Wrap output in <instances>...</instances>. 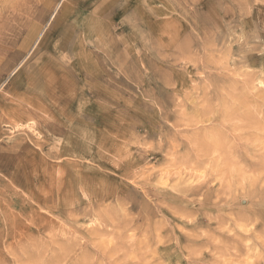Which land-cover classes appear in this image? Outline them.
<instances>
[{
	"label": "rangeland",
	"instance_id": "obj_1",
	"mask_svg": "<svg viewBox=\"0 0 264 264\" xmlns=\"http://www.w3.org/2000/svg\"><path fill=\"white\" fill-rule=\"evenodd\" d=\"M262 98L264 0H0V264L262 263Z\"/></svg>",
	"mask_w": 264,
	"mask_h": 264
},
{
	"label": "bare ground",
	"instance_id": "obj_2",
	"mask_svg": "<svg viewBox=\"0 0 264 264\" xmlns=\"http://www.w3.org/2000/svg\"><path fill=\"white\" fill-rule=\"evenodd\" d=\"M5 12H6V11H5ZM37 21H39V20H37ZM26 25H27V24H26ZM39 36H40V35H39ZM89 43H90V42H89ZM66 71H67V70H66ZM67 72H70V70H68ZM245 73H246V72H245ZM245 75H246V74H245ZM67 76H68V75H67ZM69 76H70V75H69ZM251 79H252V78H251ZM258 82H259V81H258ZM262 99H264V98H262ZM263 101H264V100H263ZM224 106H225V105H224ZM227 109H228V108H227ZM227 112H228V110H227ZM10 119H11V118H10ZM9 123H10V122H9ZM14 123H15V122H14ZM261 125H262V124H261ZM263 126H264V125H263ZM216 144H217V143H216ZM215 146H216V145H215ZM255 154H256V153H255ZM255 154H254V155H255ZM258 155H259V154H258ZM243 156H244V155H243ZM251 156H252V155H251ZM262 156H263V155H262ZM253 157H254V156H253ZM259 158H260V155H259ZM247 190H248V189H247ZM183 191H185V190H183ZM245 191H246V190H244V191H242V192H244V194H245ZM181 192H182V191H181ZM186 192H187V190L185 191V193H186ZM242 192H241V193H242ZM0 195H1V194H0ZM0 205H1V204H0ZM7 213H8V212H7ZM235 214H236V213H235ZM238 214H239V213H238ZM215 220H216V219H215ZM2 221H3V220H2ZM217 221H218V220H217ZM217 221H216V223H217ZM214 223H215V222H214ZM8 225H9V224H8ZM252 228H253V227H252ZM243 231H244V230H243ZM185 232H186V231H185ZM253 232H254V231H253ZM187 233H188V232H187ZM242 233H243V232H242ZM242 233H241V231H240V237L243 238V236H241ZM257 233H258V232H257ZM259 233H260V232H259ZM7 234H9V233H7ZM13 234H14V233H13ZM13 234H12V235H13ZM168 234H169V233H168ZM170 234H171V233H170ZM192 234H193V233H191V234L189 233V235H192ZM211 234H212V233H211ZM247 234H248V233H247ZM254 234H256V233H254ZM161 235H162V234H161ZM184 235H185V234H184ZM193 235L195 236V234H193ZM196 235H198V234H196ZM199 235L201 236V234H199ZM216 235H217V234H216ZM219 235H220V234H219ZM221 235H223V234H221ZM256 235H257V234H256ZM256 235H255V236H256ZM7 236H8V235H7ZM10 236H11V235H10ZM166 236H168V235H163V237H166ZM194 236H193V237H194ZM202 236H203V235H202ZM251 236H252V235H251ZM0 237H3V236H0ZM4 237H5V236H4ZM14 237H15V236H14ZM160 237H162V236H160ZM160 237H159V238H160ZM186 237H187V236H186ZM195 237H197V236H195ZM198 237H199V236H198ZM198 237H197V238H198ZM207 237L210 238V236H208V235H207ZM222 237H224V235H223ZM245 237H247V236H245ZM245 237H244V238H245ZM248 237H249V236H248ZM256 237H257V236H256ZM261 237H262V236H260V238H259L260 240L262 239ZM9 238H10V237H9ZM11 238H12V237H11ZM167 238H168V237H167ZM197 238H195V239H197ZM233 238H234V237H233ZM250 238H251V237H250ZM12 239H13V238H12ZM12 239H11V240H12ZM160 239H163V238H160ZM168 239H169V238H168ZM214 239H215V237L212 239V241H214ZM236 239H237V238H236ZM254 239H255V238H254ZM6 240H7V239H6ZM205 240H206V239H205ZM228 240H229V239H228ZM230 240H231V238H230ZM233 240H234V239H233ZM233 240H232V241H233ZM255 240L258 241V238H256ZM262 240L264 241V239H262ZM9 241H10V240H9ZM9 241H8V242H9ZM167 241H168V240H167ZM203 241H204V240H203ZM203 241H202V242H203ZM209 241H210V239L208 240V242L206 241L207 244L209 243ZM249 241H250V240H249ZM252 241H253V240H252ZM6 242H7V241H6ZM6 242H5V243H6ZM162 242H164V241H162ZM190 242H191V241H190ZM190 242H188V243H190ZM199 242H200V240H199ZM253 242H254V241H253ZM260 242H262V241H260ZM11 243H12V242H11ZM193 243H194V242H193ZM195 243H197V242H195ZM213 243H215V242H213ZM213 243H212V244H213ZM216 243H217V242H216ZM216 243H215V244H216ZM263 243H264V242H263ZM8 244H9V243H8ZM8 244H7V245H8ZM199 244H200V243H199ZM199 244H198V245H199ZM209 244H211V241H210ZM218 244H219V243H217V245H218ZM238 244H239V243H238ZM194 245H195V244H194ZM219 245H220V244H219ZM219 245H218V246H219ZM232 245H233V244H232ZM259 245L261 246V244H259ZM262 245H263V244H262ZM102 246H103V245H101V247H102ZM191 246H192V245H191ZM205 246H206V245H205ZM211 246H212V245H211ZM226 246H227V245H226ZM226 246H225V247H226ZM245 246H246V245H245ZM26 247H28V246H26ZM26 247H25V248H26ZM101 247H100V248H101ZM169 247H170V246H169ZM169 247H168V248H169ZM180 247H181V246H180ZM188 247H189V246H188ZM193 247H194V246H193ZM195 247H196V245H195ZM221 247H222V245H221ZM227 247H228V246H227ZM241 247H243V246H240L239 248H241ZM248 247H249V245H248ZM248 247L246 246L247 249H248ZM258 247H259V246H258ZM262 247H263V246H262ZM182 248H183V244H182ZM199 248H200V247H199ZM213 248H214V246H213ZM217 248H218V247H217ZM235 248H236V247H235ZM170 249H171V248H170ZM177 249H178V248H177ZM177 249H176V250H177ZM197 249H198V248H197ZM200 249H201V248H200ZM206 249H207V247H206ZM226 249H227V248H226ZM249 249H250V248H249ZM258 249H259V248H258ZM23 250H24V248H23ZM201 250H202V249H201ZM201 250H200V253H201ZM210 250H211V249H210ZM210 250H209V251H210ZM212 250H213V249H212ZM237 250H238V249H237ZM239 250H240V249H239ZM180 251H182V250H180ZM187 251H188V250H187ZM194 251H195V250H194ZM207 251H208V249H207ZM215 251L217 252V250H215ZM215 251H213V253H214ZM226 251H227V250H226ZM228 251H230V250H228ZM106 252H107V250H106ZM170 252H171V251H170ZM173 252H174V251H173ZM184 252H185V251H184ZM196 252H197V250H196ZM196 252H195V253H196ZM205 252H206V250H205ZM246 252H247V250H246ZM248 252H249V251H248ZM248 252H247V253H248ZM257 252H259V254H258V256H259L261 252H260L259 250H258ZM263 252H264V251H263ZM9 253H10V251H9ZM195 253H194V255H195ZM200 253H199V254H200ZM206 253H208V252H206ZM209 253H210V252H209ZM229 253H230V252H229ZM236 253H237V251H236ZM169 254H171V253H168L167 255L169 256ZM216 254H217V253H216ZM232 254H233V253H232ZM232 254H231V255H232ZM252 254H253V253H252ZM263 254H264V253H263ZM15 255H16V254H15ZM185 255H186V254H185ZM236 255L238 256V254H236ZM256 255H257V253H256ZM4 256H5V255H4ZM165 256H166V255H165ZM173 256H174V255H173ZM187 256H188V255H187ZM198 256H199V255H198ZM226 256H227V254H226ZM226 256H223V257H225V258L229 257V256H227V257H226ZM232 256H233V255H232ZM237 256H236V257H237ZM263 256H264V255H263ZM69 257H70V256H69ZM191 257H192V255H191ZM194 257H196V256H194ZM0 258H2V257H0ZM5 258H6V257H5ZM65 258H66V256H65ZM166 258H167V257H166ZM170 258H171V256H170ZM185 258H188V257H185V256H184V259H185ZM197 258H198V257H197ZM211 258H214V257H211ZM11 259H12V258H11ZM182 259H183V258H182ZM240 259H241V258H240ZM0 260H1V259H0ZM8 260H9V259H8ZM207 260H208V259H206V261H207ZM214 260H215V258H214ZM218 260H219V259H218ZM224 260H226V259H223V261H224ZM232 260H233V259H232ZM237 260H239V259H237ZM259 260H260V258H259ZM13 261H14V260H13ZM185 261H186V260H185ZM192 261H194V260H192ZM210 261H211V260H210ZM216 261H217V260H216ZM219 261H220V260H219ZM223 261L221 260L220 262H217V264H224ZM226 261H227V260H226ZM228 261H229V260H228ZM263 261H264V259H263ZM263 261H262V263H258V264H264ZM10 262H12V261H10ZM200 262H201V261H200ZM230 262H232V261H230ZM165 263H167V262H165ZM168 263H169V261H168ZM168 263H167V264H168ZM188 263H189V262H188ZM203 263H204V262H203ZM225 263H226V262H225ZM228 263H229V262H228ZM235 263H236V262H235ZM237 263L240 264L239 262H237ZM243 263H244V262H243ZM243 263H242V264H243ZM10 264H11V263H10ZM163 264H164V263H163ZM180 264H181V263H180ZM230 264H232V263H230Z\"/></svg>",
	"mask_w": 264,
	"mask_h": 264
}]
</instances>
